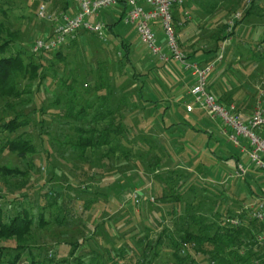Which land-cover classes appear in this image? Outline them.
Returning a JSON list of instances; mask_svg holds the SVG:
<instances>
[{
	"label": "rangeland",
	"instance_id": "1",
	"mask_svg": "<svg viewBox=\"0 0 264 264\" xmlns=\"http://www.w3.org/2000/svg\"><path fill=\"white\" fill-rule=\"evenodd\" d=\"M65 1L0 0V20L8 31L16 33L6 55L20 51L23 61H30L28 49L31 42L50 30L49 22L36 15L38 6L44 4L50 12H65ZM217 2L220 4V15L212 20L209 27L214 31L211 33L213 40L220 28L229 34L238 20L234 19L235 13L246 9V0ZM233 20L232 25L230 21ZM125 28L130 30V48L138 49L132 59L147 57L140 43L135 42L130 25ZM234 31L225 42L221 41L218 52L222 51V60L233 64V82L238 85L242 101L247 102V111L252 112L258 95L257 85L264 75V0ZM106 36V41L89 33L76 36L75 43L69 41V45L62 49L64 59L55 58L53 53L40 55L42 65L38 71L45 78L29 83L27 78L19 76L18 88L24 93L20 97L0 96V126L18 113L17 120L21 122L14 130L0 131V166L24 171L11 174L0 172V219L7 220L19 207H23L33 215L36 224L41 203H49L47 192L56 195L53 204L43 210L47 224L40 229L35 226L32 230L27 244L33 250H25L17 264H31L32 258L44 264H142L147 261H150L148 264H242L228 253L230 245L184 242L175 248L171 238L177 239L181 234L179 228L188 227L190 218L186 215L178 218V214L187 207L188 213H191L192 207L198 212H210L214 207H230L235 212L254 197H263L264 191L260 192L259 185L264 187V175L253 167L248 169L245 166V177L233 167L232 162L231 169H235V173L230 174L227 180L209 168H204L206 170H203L201 178L198 175L195 178L197 168L186 169L184 162L189 156L194 158L193 162L198 158L205 163L210 162L204 157L208 151L203 150L201 154L189 151L187 154L185 145L183 150L178 146L186 139L188 143L192 142V149H201L202 140L206 137L183 135L181 129L168 135L160 124L158 108L151 107L152 111H149L150 107L147 109L139 104L137 86L130 75L124 73L128 66L120 60L122 49L119 40L111 34ZM181 41L177 38L179 46ZM254 45L259 50L258 55L263 56L258 58V62L247 51V47ZM233 48L242 54V58L240 56L235 62H232L230 58L233 56L229 53ZM180 49L185 52L182 46ZM99 75L104 76V87L95 89ZM69 86L70 89H67ZM103 94L109 97L112 107H117L115 120L121 117L118 119L123 129L121 135L126 134V140L130 138L138 146L137 141L148 143L146 139H154V142L149 141V148L145 146L147 150L138 148L134 153L125 154L99 146L86 148L80 159L73 156L72 146L65 141L74 138L73 125L102 127V120L91 122L90 115L104 110V101L100 96ZM68 97H74L76 104L69 106L66 103ZM81 97L94 99L93 106L88 109L89 114L78 120L58 115L62 111L76 112ZM226 100L234 102L233 99ZM234 103L237 109L241 107L238 102ZM175 105L179 113H185V104L178 101ZM195 115L196 122L213 125L203 110L198 108ZM17 138H28L36 151L19 157L16 152L2 147L6 141ZM173 139L177 141L176 145ZM124 142L123 139L120 146ZM157 155L160 160L153 164ZM252 177H257L258 182ZM189 181L194 184L192 189L187 186ZM44 192L47 195L42 197ZM133 193L140 195L135 198ZM136 199L140 203H136ZM56 217H62V222H58ZM191 229L196 231L195 226ZM159 235L160 243L157 244ZM65 242H75L77 246L72 250V246L66 247ZM2 244L9 248L5 252L4 264H7L13 255L10 251L15 240L12 238ZM150 247L158 251L156 255L151 253Z\"/></svg>",
	"mask_w": 264,
	"mask_h": 264
},
{
	"label": "trees",
	"instance_id": "2",
	"mask_svg": "<svg viewBox=\"0 0 264 264\" xmlns=\"http://www.w3.org/2000/svg\"><path fill=\"white\" fill-rule=\"evenodd\" d=\"M263 0H252L250 5L246 7L242 11V15L240 19L235 21L233 30L230 31L229 34H225L223 31V28H220L216 33V37L214 41V48L213 50H210V52L215 53L213 58L215 59L217 57L218 53V47L222 43L221 41H225L228 35H233L235 32L234 30L238 27L240 23H242L245 19H248L251 14L253 13V9L255 6H257L258 3H261ZM65 10L67 7V0L65 1ZM178 7H176L173 11V17H174V12ZM123 14V11L121 12V16ZM175 23V21H174ZM116 23L113 25L106 24L107 27V33L111 34L113 32L112 28L115 26ZM176 27V23H175ZM177 30V28H176ZM175 30V31H176ZM92 34L87 31H79L75 37L69 39L64 45H61L59 48L53 51H39L37 53H33L30 50L31 44L29 46V55L28 58L30 61L24 62L22 58V53L20 51H16L15 54H9L6 55V50L8 47L11 45L12 41H14L16 37L15 32H10L6 28L5 24L0 20V96L4 97H20L24 93V90H21L18 88L19 86V81L18 77L21 76L22 78H27L29 80V83L33 82L36 79H39V81L44 77L43 73H39V68L41 67L42 64L39 61L40 55L42 54H48V53H53V56L58 59H64L65 58V53L62 49H64L65 46H68V42L70 43L74 42L76 39V36L82 35V34ZM96 38L97 36L94 35ZM214 36V35H213ZM98 39V38H97ZM32 43V42H31ZM75 43V42H74ZM120 48L122 49V55L120 57V60L124 63V65L128 66L125 68L124 73L129 74L131 79L133 80V83L137 86V100L139 102L141 101H146L143 97V85L145 82V76L146 74L138 72L137 67L132 63L130 57H129V44L126 42L120 40ZM26 50V49H25ZM247 51L251 54V58H260L262 55L259 54V50L257 49L256 45L254 46H249L247 47ZM217 52V53H216ZM239 55L241 56V52L239 51ZM263 57V56H262ZM261 57V58H262ZM223 58V56H222ZM218 60L219 62L222 60ZM38 59V60H37ZM259 59H256V62H258ZM98 79V77H97ZM76 81V80H75ZM209 84V83H208ZM95 89H98L100 87H104V76L99 75L98 83L96 84ZM67 89H70V86L67 87ZM209 89V88H208ZM101 98L104 101V110H99L98 113L90 115L91 122H100L102 120L103 125L101 124V128L99 127H82L81 125H73L74 126V131H75V136L71 140L65 141L68 142L70 146L73 148V156L77 158H81L82 154L85 152L86 148H95L99 146H104L107 147L108 150L112 151H120V152H126L125 154H129V152H136L138 148H146L145 146H148L149 141L154 142V139H146L148 143H141L140 141L138 142V146L135 145L134 141H131L130 138H127L126 140V134H122V124L118 119H121L119 116L117 121L115 120V112L117 110V107H112L110 103V99L107 95H100ZM81 103L79 104V109L71 113V111H62L59 116H67L68 118H73V120H78L81 118V116H84L86 114H89L88 109H90L93 104H94V99L91 98H79ZM59 99H56V101ZM221 102L228 104L226 99H220L218 98ZM76 99L74 97H68L66 98V103L69 104V106H72L76 104ZM154 104L155 102L152 101ZM156 104V103H155ZM136 105V103H135ZM70 108V107H69ZM72 108V107H71ZM41 113H43V108H39ZM166 108H164V111ZM105 111V113H104ZM15 117L12 118V120L7 121L6 123H3L0 126V131L2 129L5 130H14L16 126L21 125V122H18V117L20 116V113L15 114ZM163 116V114H162ZM160 117V124H163V129L167 131L168 135H173V133L177 130H183V135L185 134L186 127L189 130L196 132H203L200 129L194 127V125L190 124L187 120L179 121L178 122H170V123H165V120L163 117ZM107 117H110V119H106ZM70 122H68L69 124ZM71 124V123H70ZM205 132V131H204ZM203 132V133H204ZM210 132L207 136V139L211 138ZM261 135L264 137V129L260 132ZM182 134V133H181ZM181 136V135H178ZM177 136V137H178ZM125 140V142L122 144L123 146H120V143L122 140ZM172 139V137H171ZM30 140L28 138H17L14 140H9L6 141L2 147L4 149H7L9 151L16 152L19 157H25L27 153H34L36 151V148L33 143L29 142ZM174 144H177V141L173 139ZM176 141V142H175ZM184 141H187L186 139ZM119 142V145H118ZM179 143V142H178ZM175 144V145H176ZM185 144V143H184ZM181 143L179 148L183 150L185 148ZM191 145V144H190ZM183 146V148H182ZM126 148V149H125ZM147 148V149H148ZM145 149V150H147ZM125 150V151H124ZM79 152V153H78ZM150 152V151H149ZM189 151H187V154ZM213 154L212 152H210ZM198 154V153H197ZM76 155V156H75ZM214 155V154H213ZM193 156V155H192ZM197 157V155H196ZM159 155L154 159L153 164L158 163ZM188 159V158H187ZM194 158H190L185 161L186 164H188V168L192 167L196 169L197 171H194V174L196 175L195 178L204 175V169L202 165H199L198 163L196 164L193 162ZM191 168V169H192ZM204 170V171H203ZM0 172L4 174H11L13 172L17 173H22L24 171H20L19 169L15 168H10L5 165L0 166ZM191 172H193L191 170ZM202 174V175H201ZM194 181H197L195 180ZM193 183L188 182V188H191L194 186ZM43 185V184H42ZM204 189V188H203ZM207 190V187L205 188ZM205 192V191H204ZM48 193V198L49 203H41V210L38 214L37 217V223L34 224V219L33 215L29 212L27 208L19 207V209L12 215L9 216V218L5 221L0 219V264L5 263V252L9 250V248L6 247V245L2 244L3 241H8L10 239L15 240V245L11 247V251L13 253L12 257L7 260V264H17L18 261L20 260L23 252L25 250H33L32 247H30L29 244H27L29 238L31 237L32 230L35 226H37L38 229L42 228L45 224H47V219L44 216L43 210L46 209L47 206H51L54 202V199L56 198L55 194L52 196V192H47ZM47 193H42L41 196L44 197L47 195ZM51 194V195H50ZM200 204V201L197 203V205ZM202 204V203H201ZM59 205V204H58ZM62 206V205H61ZM192 207V205L190 206ZM188 207L183 210L182 213H179L178 218H183V216H187L190 218L189 224L187 225L188 227L184 229H180L181 234L178 236L177 239L171 238L172 244L174 245L175 248H179L180 245L184 242H190L193 243L194 245L197 243L199 245H202L204 242H209L211 244H217V243H222L224 245H230L228 250V253L231 254L236 261L244 264L246 262H250L251 264H255L254 261L260 258V249L255 243V234L258 232H261L263 230L262 225L257 222L256 220L252 219L247 215V213L242 212V213H236L232 208L230 207H225V208H212V211L207 212V210L204 211H197L195 210L194 207L191 208V213H188ZM69 216L70 215L69 213ZM231 217H238L240 219V222L233 226L230 225L228 222H226L227 218ZM69 218V217H68ZM58 219V222H62V217L58 218L56 217V220ZM70 219V218H69ZM192 226L196 227V231H193L191 228ZM165 233V232H164ZM163 234V233H162ZM161 235L158 236L157 241L155 244L160 243ZM141 241V240H139ZM66 243V242H65ZM66 247H71L72 250L75 249L77 246V243H66ZM153 255H156L157 252L150 247L149 249ZM121 251V250H120ZM176 254V253H175ZM178 256V254H177ZM114 262V261H113ZM150 261H147L146 263L142 264H148ZM31 264H44L43 262L36 260L32 258ZM104 264V263H101ZM113 264V263H112ZM123 264V263H122ZM125 264V263H124ZM128 264V263H126Z\"/></svg>",
	"mask_w": 264,
	"mask_h": 264
},
{
	"label": "built area",
	"instance_id": "3",
	"mask_svg": "<svg viewBox=\"0 0 264 264\" xmlns=\"http://www.w3.org/2000/svg\"><path fill=\"white\" fill-rule=\"evenodd\" d=\"M251 1L246 0L244 5L247 7ZM74 2L77 9L73 13L50 12L44 4L38 6L36 15L49 22L50 30L34 38L30 47L31 52L56 50L81 30L93 33L98 39L106 41L107 27L100 14L121 8L123 23L134 28L140 45L150 56L161 63L175 61L191 76L192 83L188 87L190 101L185 104V110L190 112L199 108L209 118L218 121L226 140L234 147L240 148L246 154L249 165L264 175V137L260 133L264 129V75L258 82L255 107L247 120L240 117L234 103L225 104L218 100L208 89V83L215 62L223 56L222 51L217 53L214 61L200 63L183 52L177 42L173 11L176 7L184 5L185 0H74ZM241 15L242 11L236 12L234 19H240ZM235 20L230 21V24L233 25ZM157 27L161 31V39L158 38ZM245 170L242 165L238 166L240 174L245 173ZM139 195L135 193L134 197L137 198ZM136 200V203H140L139 199ZM237 212L247 213L250 218L262 225L263 230L255 234V243L261 255L254 263L264 264V196L255 197L252 201L244 203ZM226 222L235 226L240 219L231 217L227 218Z\"/></svg>",
	"mask_w": 264,
	"mask_h": 264
},
{
	"label": "crops",
	"instance_id": "4",
	"mask_svg": "<svg viewBox=\"0 0 264 264\" xmlns=\"http://www.w3.org/2000/svg\"><path fill=\"white\" fill-rule=\"evenodd\" d=\"M219 5L220 4L217 2V0H185L184 5L178 7L174 12V21L177 26V38L178 40H183L181 41L180 46L185 48V53L190 58L197 60L200 63H207L211 60H214L213 56L215 55V53L210 52V50H213L214 48L212 35V32L214 31H212L209 27L212 26V20L216 16L220 15V12L218 10V8H220ZM76 9L77 8L74 0H67V7L65 12L73 13ZM121 12V8L108 10L102 12L100 14V18L104 21L105 24L113 25L114 23H116L112 28L113 32H111V35H113V37H116L119 41L122 40L127 44H131V40L129 37L130 30L125 28L126 24H124L122 21ZM130 27L134 31L133 35L135 42L139 43L137 35H135L136 33L134 28L131 25ZM160 33L161 31L157 27V34L159 39L162 38V34ZM130 47L131 46L129 45V57L132 63H134V65L137 67V69L139 70L138 72L141 73L142 68H145V72L142 73H147L142 90L143 97L144 99H146V101H138L139 104L141 103L142 105H144V107L146 106L145 108L147 109L150 107L149 111H152L151 107L158 108V110L160 111V115L162 116L163 114L162 117L167 124L170 122H178V120L183 121V119L190 120L191 122L189 123L194 125V127L196 126V128L200 129L203 132L205 131L204 133H195L194 131L187 129L186 127V135L189 134V136L191 137L192 134H194L196 135V138H198L199 135L206 137L204 141L202 140L201 149H192L193 146L191 147V145L193 144L190 140V143H188V141H183V143L185 142L184 145L186 147V150L190 151L191 154L192 152L194 153L196 151L198 152V154H201L203 150L206 152L208 151L209 154L206 153L207 155H204V157L206 159H209L210 162L205 163V161H201L198 158L199 160L197 159L195 161L196 164L198 163L205 168L215 170L217 172L216 174L220 178H224L223 180H227V177L230 174L235 173V169H231L232 162L234 163L233 167H236V169H238L239 165H242L240 163H243L242 166H247L248 169L249 167H253L249 165L246 154L242 152L240 148L234 147L226 140V137L221 131V124L218 121L209 118L205 113L206 116L211 120L213 125H211L209 122L205 124L196 122L197 117L195 113L196 111H198V108H195L190 112H187L184 109L185 113H179V110L175 105L176 102L179 101L181 104H187L190 101L188 87L191 85L192 79L187 72L183 71L175 61H170L169 63H158V61L155 60L154 57L150 56L143 47L142 48L144 54H148L147 57H145L146 59L137 57V59L134 60L132 59V57H135V52L138 49H136L135 47ZM229 53H231V55L233 56L230 58L233 60L232 62H235L240 58L239 52L235 48L231 49ZM140 55L142 56L143 54L141 53ZM232 69L233 64H229L228 61L224 60H221L219 63L213 66V69L210 72L211 77H209L208 88L217 98L233 99L234 102H238L239 106L241 107L239 109L236 108L237 112L242 119L247 120L251 112L250 110L247 111L248 107H245L247 105V102L245 103L244 101H242V97H240V94L238 93V85L237 83H235V81L233 82L234 69ZM164 80L166 81V83L164 82ZM152 101H154L156 104H152ZM174 107H176V109ZM164 108H166V110L163 113ZM175 110H177V112ZM176 118H178V120H176ZM210 132H212L210 134L211 138L207 139V136ZM197 147H199V145ZM210 152H212L214 155ZM184 165L186 168H188V164L184 162ZM253 168L256 169L255 167ZM252 178L258 182L257 177ZM247 181L250 182L249 180ZM259 186L260 192L264 191L263 185L261 184ZM248 190L250 191V188ZM263 195L264 192L262 196Z\"/></svg>",
	"mask_w": 264,
	"mask_h": 264
}]
</instances>
